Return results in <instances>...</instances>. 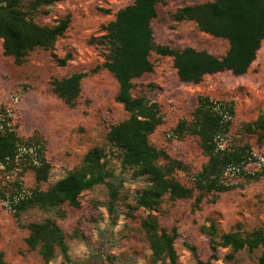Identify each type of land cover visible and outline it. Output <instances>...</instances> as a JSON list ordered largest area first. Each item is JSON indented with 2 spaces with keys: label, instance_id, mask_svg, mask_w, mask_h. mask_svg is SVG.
Listing matches in <instances>:
<instances>
[{
  "label": "rangeland",
  "instance_id": "obj_1",
  "mask_svg": "<svg viewBox=\"0 0 264 264\" xmlns=\"http://www.w3.org/2000/svg\"><path fill=\"white\" fill-rule=\"evenodd\" d=\"M134 1L58 0L29 13L42 26H53L66 17H70V24L51 49L33 50L22 65L4 55L0 38V105L11 109L20 136L41 134L46 142V158L52 166L45 183L38 184L34 173L27 170L14 178L1 175L3 185L18 179L25 190H47L79 167L91 148L105 146L110 127L128 118V112L116 101L119 84L103 66L109 53L103 36L116 13ZM212 1L160 0L158 16L152 20L155 43L177 50L193 47L216 56L225 55L229 47L226 39L200 31L193 21L174 18L183 6ZM69 54L71 59L65 66H59L56 59ZM150 59L154 69L134 80L133 95L144 96L159 105L163 124L157 127L150 141L187 166L186 170L175 172L182 184L193 187L195 175L208 160L197 136H178L175 132L180 121L192 120L201 96L234 103L235 116L225 141L233 148L246 147L252 155L245 170L255 175L254 179L231 177L233 188L206 194L198 208L195 206L198 192L192 198L175 201L165 196L153 213L161 228L170 233L173 228L178 229L179 237L175 241L178 264H198L184 242L196 246L201 260H209L212 249L203 226L215 222L222 234L237 229L249 232L264 224V138L254 128L248 131L245 127L264 112V41L246 74L237 76L225 71L207 75L198 84L180 81L172 57L152 52ZM75 73L86 76L81 94L71 107L54 93L51 83ZM109 168L113 175L109 180L121 181L117 183L119 192L113 205L107 184L85 191L78 208L65 204L50 212L30 208L17 215L0 198V251L5 261L8 264H150L152 251L141 228L148 211L136 206V197L147 179L135 169L123 168L111 155ZM47 217L63 230L70 261L58 250L51 261L45 262L39 249L28 246V225ZM261 252L262 249L243 250L231 259L230 250L220 248L213 264H258Z\"/></svg>",
  "mask_w": 264,
  "mask_h": 264
},
{
  "label": "trees",
  "instance_id": "obj_2",
  "mask_svg": "<svg viewBox=\"0 0 264 264\" xmlns=\"http://www.w3.org/2000/svg\"><path fill=\"white\" fill-rule=\"evenodd\" d=\"M57 1L0 0V38L5 56L12 57L17 65H22L33 50H48L56 44L68 29L70 17L59 20L53 26H42L34 22L29 13H36L42 6H50ZM159 2L135 0L120 9L103 36L109 48L108 59L103 66L119 84L116 101L128 112V118L110 127L105 146L91 148L79 167L47 190H25L17 179L8 181L6 185L0 182V198L17 215L30 208L50 212L65 204L78 208L85 191L107 184L113 205L119 192L117 183H121L118 179L109 180L113 176L109 156H114L123 168L135 169L139 176L147 179V184L136 197V206L148 211L141 228L152 251L150 264H178L175 249L178 229L173 228L170 233L161 228L153 213L165 196L175 201L192 198L198 192L195 196V206L198 208L206 194L223 193L233 188L235 185L231 177L254 179L255 175L245 170L252 155L246 147L233 148L225 141L235 116L234 103L201 96L192 120L180 121L175 132L178 136H197L208 160L195 175L193 187L182 184L175 172L186 170L187 166L157 149L150 141L157 127L163 124L160 107L144 96L133 95L134 80L153 71L152 52L172 57L178 77L184 83L198 84L207 75L225 71L237 76L246 74L264 41V0H214L186 5L176 11L174 18L177 21H193L200 31L226 39L229 47L223 56L193 47L177 50L157 45L152 20L158 16ZM69 59L70 54L56 60L63 67ZM85 76V73H75L54 79L51 83L54 93L71 107L75 106ZM245 127L248 131L254 128L264 138V112L253 124ZM45 152L46 142L41 134L35 132L28 137L20 136L11 109L0 105V176L14 178L20 172L31 170L38 184L47 182L52 166ZM28 228L27 244L32 249H39L45 262L51 261L58 250L65 260L70 261L65 234L55 220L47 217L43 221L30 223ZM202 231L210 239L212 255L209 260H201L196 246L184 242L198 264H213L220 248L230 250L231 259L243 250L262 249L258 264H264V224L249 232L237 229L220 234L216 223L211 222L209 226H203ZM0 264H8L1 251Z\"/></svg>",
  "mask_w": 264,
  "mask_h": 264
}]
</instances>
